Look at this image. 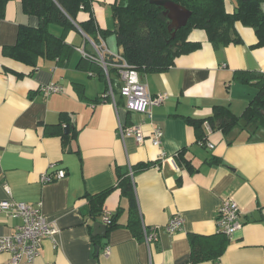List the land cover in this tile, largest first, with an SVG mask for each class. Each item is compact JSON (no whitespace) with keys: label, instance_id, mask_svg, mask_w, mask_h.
Masks as SVG:
<instances>
[{"label":"crops","instance_id":"obj_1","mask_svg":"<svg viewBox=\"0 0 264 264\" xmlns=\"http://www.w3.org/2000/svg\"><path fill=\"white\" fill-rule=\"evenodd\" d=\"M114 2L91 0L98 29L114 30ZM226 9L232 12L233 3L226 1ZM87 18L86 12L77 14L78 21ZM73 24L64 32L52 22L50 33H65L68 49L60 58L39 56L32 65L4 49L15 45L21 27L36 28L38 17L27 14L20 0H6L0 15V200L38 206L57 227L41 241L32 261L18 264H264V126L252 128L240 120L227 134L207 133L203 127L213 145L209 148L196 141L186 121L205 119L216 105L240 115L255 96L260 78H238L264 76V45H256L254 30L237 22L242 41L219 48L204 30H191L188 40L199 42L198 49L177 56L163 71L139 73L152 95L166 92L168 98L136 113L125 107L116 72L111 84L107 73V78L101 75L99 62L82 56L80 49L92 52L91 39ZM110 36L103 38L106 47ZM50 83L59 85L60 92L44 95L41 87ZM110 84L113 99L105 94ZM118 123L139 124L143 142L122 139ZM57 124L68 125L64 137L46 133L45 127ZM154 128L163 131L159 145L150 139ZM181 149L192 170L174 161ZM140 163H148L132 173L140 224L158 232L149 245L125 225L130 203L116 186L117 171L129 172ZM59 169L64 177L41 182L42 173ZM107 189L102 209L91 216L88 198ZM224 198L238 205L242 227L228 239L218 260L190 263L189 236L217 233L216 211ZM104 214L119 225L107 228ZM176 214L183 218V227L168 232L164 226ZM20 221L0 211V236L10 234ZM96 222L106 225L104 236L93 234ZM9 259V253L0 252V264H9Z\"/></svg>","mask_w":264,"mask_h":264},{"label":"trees","instance_id":"obj_2","mask_svg":"<svg viewBox=\"0 0 264 264\" xmlns=\"http://www.w3.org/2000/svg\"><path fill=\"white\" fill-rule=\"evenodd\" d=\"M20 1L27 14L38 17L39 25L36 28L21 27L17 33L15 45L6 47L4 50L8 56L26 64L34 65L39 56L60 58L68 49L64 41L65 33L60 36L50 33L49 25L52 22L61 25L64 32L74 27L73 22H77L79 28L95 43L99 42V36L105 39L107 34L112 33L119 49L118 55L141 75L163 71L174 63L177 56L198 49L199 42L188 40V35L193 29L204 30L212 46L219 48L242 41L235 29V24L239 22L254 30L257 46L264 45V10L262 8L264 0H231L229 2L233 3L232 12L227 11L226 0H171L191 11L187 23L176 31L173 38L172 31L169 30L170 21L163 13L164 8L150 3V0H115L111 5V15L115 25L113 31L98 29L91 13V0ZM5 2L6 0H0V15ZM80 11L88 13L86 20L78 21L77 14ZM117 26H119L118 30ZM104 60L108 64L107 74L111 83L110 76L113 72H116L119 77L117 68L112 65L116 60L109 53L104 56ZM101 75L107 78L104 70H101ZM238 78L243 81L260 78L255 82L258 85L255 96L240 115L233 114L226 106L216 105L213 107L212 114L205 119L186 118V121L194 128L196 141L206 140L203 130L205 121L212 130H221L224 134L239 125L240 120L244 121L248 127L264 126V116L261 113L264 110V76L255 74L249 78L243 76ZM66 126L68 125L65 124ZM65 127L57 124L52 127L47 126L45 130L48 134L59 133L64 137L62 131ZM174 161L192 170L189 159L185 157V149H181L174 155ZM146 167L148 163H140L131 169L135 173ZM116 174V186L120 188L122 194L128 197L130 203L125 225L135 235H142V224H140L135 203L132 177L128 171L124 173L117 171ZM109 191L110 189H107L88 198V209L91 216L94 217L102 209ZM118 225L112 217L107 228H114ZM189 243V261L198 263L218 260L226 248L228 239L221 233L212 236L192 234L189 236Z\"/></svg>","mask_w":264,"mask_h":264},{"label":"built area","instance_id":"obj_3","mask_svg":"<svg viewBox=\"0 0 264 264\" xmlns=\"http://www.w3.org/2000/svg\"><path fill=\"white\" fill-rule=\"evenodd\" d=\"M231 1V0H226ZM99 42L92 44V52L80 49L84 58L97 61L101 64L102 69L107 73V63L104 56L109 53L115 60L112 63L117 68L119 79L121 81L120 93L124 98L125 107L128 111L136 113H146L152 105H158L168 98L166 92L152 95L145 81L140 77L139 72L129 65L118 53H111L102 37H98ZM61 87L57 84H46L41 87L44 95L53 92H60ZM105 94L110 95L113 99L111 85ZM204 129L207 133L211 132L209 124L203 122ZM65 127V125H64ZM117 130L120 137L131 136L137 143H142L144 133L139 124L123 125L118 123ZM163 136L160 128H154L150 136L154 145H159ZM200 145H206L213 148L211 143L206 140L198 141ZM132 170L128 174L132 177ZM65 171L59 169L53 174L44 172L40 175L41 182H50L64 177ZM0 211L7 215L20 218V223L16 225L13 231L8 235L0 236V252L9 253V264H18L21 260L32 261L39 254L41 241L46 237H51L57 232V227L43 217L38 206H33L25 202L15 200H0ZM216 232L221 233L227 239H231L234 233L242 227L240 221V209L238 205L229 198H224L218 205L216 211ZM103 222L108 225L111 223L109 214L103 215ZM184 220L180 215H173L164 226L168 232H175L183 227ZM158 232L156 227H147L142 224V237L146 245L157 239ZM108 247L104 249V254H108Z\"/></svg>","mask_w":264,"mask_h":264},{"label":"water","instance_id":"obj_4","mask_svg":"<svg viewBox=\"0 0 264 264\" xmlns=\"http://www.w3.org/2000/svg\"><path fill=\"white\" fill-rule=\"evenodd\" d=\"M150 3L164 8L163 13L170 21L169 30L172 31V38L175 36V33L178 29L185 26L191 16V11L171 0H150ZM118 28L119 26L116 27L117 30ZM261 113L264 116V110H262ZM64 131L68 132L67 126L64 128ZM93 226L94 235L104 236L106 231L105 224H103L102 222H96Z\"/></svg>","mask_w":264,"mask_h":264},{"label":"rangeland","instance_id":"obj_5","mask_svg":"<svg viewBox=\"0 0 264 264\" xmlns=\"http://www.w3.org/2000/svg\"><path fill=\"white\" fill-rule=\"evenodd\" d=\"M262 8H263V10H264V3L262 4ZM107 40H108V42H107V47H108V49L110 50V51H113V52H118L119 51V49L116 47V45L114 44V41H115V39H114V36H110V37H108L107 38ZM112 42V43H111ZM111 46V47H110Z\"/></svg>","mask_w":264,"mask_h":264}]
</instances>
